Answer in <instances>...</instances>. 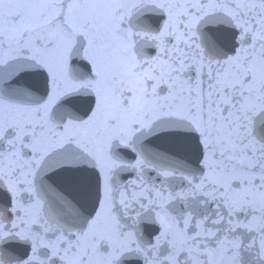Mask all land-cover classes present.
Returning a JSON list of instances; mask_svg holds the SVG:
<instances>
[{
  "label": "snow or ice",
  "instance_id": "6c2138e0",
  "mask_svg": "<svg viewBox=\"0 0 264 264\" xmlns=\"http://www.w3.org/2000/svg\"><path fill=\"white\" fill-rule=\"evenodd\" d=\"M0 264H264V0H0Z\"/></svg>",
  "mask_w": 264,
  "mask_h": 264
}]
</instances>
